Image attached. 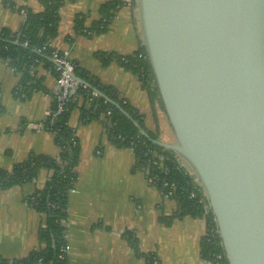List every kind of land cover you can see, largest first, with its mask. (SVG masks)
<instances>
[{"label":"crops","instance_id":"0c3cea01","mask_svg":"<svg viewBox=\"0 0 264 264\" xmlns=\"http://www.w3.org/2000/svg\"><path fill=\"white\" fill-rule=\"evenodd\" d=\"M60 1L52 49L100 85L113 89L119 101L141 116L145 132L174 143L161 104L152 103L138 77L121 65L122 58L144 48L136 3H120L106 30L93 33L90 29L100 20V9L110 0ZM42 11L40 0H0V29L18 32L24 24L22 12ZM76 17L82 18V33L74 29ZM34 73L37 88L29 92L25 86L24 93L21 74L0 60V170L9 172L32 155L58 156L54 136L38 127L52 109L56 76L43 64L35 66ZM77 102L68 120L77 141L78 162L64 222L67 263L144 264L127 239L132 235L138 252L154 255L159 264H211L200 256L204 219L177 217V203L166 198L163 189L150 185L142 170L135 169L133 150L112 144L103 117L82 123L78 107L82 99ZM176 157L196 181L187 163ZM49 177L50 173L42 172L32 182L0 190V258L23 259L37 248L42 216L28 199L45 187Z\"/></svg>","mask_w":264,"mask_h":264},{"label":"water","instance_id":"95a60500","mask_svg":"<svg viewBox=\"0 0 264 264\" xmlns=\"http://www.w3.org/2000/svg\"><path fill=\"white\" fill-rule=\"evenodd\" d=\"M136 5L174 143L151 139L134 126L190 167L227 264H264V0ZM72 78L75 87L90 88Z\"/></svg>","mask_w":264,"mask_h":264},{"label":"trees","instance_id":"16d2710c","mask_svg":"<svg viewBox=\"0 0 264 264\" xmlns=\"http://www.w3.org/2000/svg\"><path fill=\"white\" fill-rule=\"evenodd\" d=\"M120 3L118 0H110L104 4L100 9V20L93 24L90 30L93 33L104 32ZM40 4L43 7V11L37 14L26 13L24 24L18 32L0 29V60L16 73L21 74V91L24 93L25 86L37 88L36 82L34 83L35 78L29 75V70L37 66V62L45 67L52 68V63L49 59L51 50H46L42 53H38L36 50L56 38L59 22L58 11L62 3L60 0H40ZM74 29L76 32H83L82 18H75ZM138 54H142L144 59L138 60ZM100 59L106 63L104 58ZM125 60L126 63L121 62L122 67L138 77L152 103L155 101L160 103L145 49H139L133 56L126 57ZM74 75L90 86V88H78L75 93V96L82 99V104L78 106L81 122L88 123L93 119L103 117L106 122L107 134L113 145L127 148L130 141H136L137 144L133 150L135 169H147L159 178L178 185V189L174 193L175 202L177 203V217L204 218L206 226L216 230L210 210L208 209L207 214L204 216L202 206L189 198L188 192L192 188L194 181L181 168L176 154L166 151L140 136L134 126V122L144 130L141 116L129 107L127 103L119 101L113 89L100 85L98 81L89 77L76 66ZM92 89H96L104 97L117 104L130 119L102 97L94 98ZM77 104V100L70 99L66 105V112L57 116L51 124L45 122V129L54 136L55 143L59 149L56 158L32 155L26 161L15 165L9 172L0 170V190L32 182L42 172L50 173L45 187L28 199L29 205L42 216V227L38 233L37 248L23 259L9 261L0 258V264H68L64 222L67 217L68 192L74 186L76 180L75 167L78 162L77 141L73 130L68 126V120L71 110ZM146 133L151 139H158L157 135ZM73 141L76 143L75 145H73ZM151 152L165 157L163 169L160 170L157 166H153L154 160ZM163 170L166 173H163ZM205 204L207 205L206 202ZM127 236L134 253L143 257L144 264H159L158 259L154 255L140 254L134 237L132 235ZM216 254L223 255V251L217 234H214L212 243L201 241L200 256L206 262H213ZM222 264H227L225 259Z\"/></svg>","mask_w":264,"mask_h":264},{"label":"built area","instance_id":"2783aa9c","mask_svg":"<svg viewBox=\"0 0 264 264\" xmlns=\"http://www.w3.org/2000/svg\"><path fill=\"white\" fill-rule=\"evenodd\" d=\"M123 5L130 6L132 3H136V0H118ZM23 16L25 17L26 13L22 12ZM51 50V54L49 56V59L52 63V71L56 76V83H57V93H55L53 98V109H51L47 115L45 122H48L51 124L55 118L62 113L67 111L66 105L70 101V99H73L74 101H78V97L75 96V92L73 95H71V92L74 90L76 91L74 80L72 78V75H74L75 65L72 63L69 59L66 57H63L59 53H57L54 49H52V45L50 42L46 43L44 46H42L40 49H37L36 51L38 53H42L43 51ZM137 59H144V56L142 54H138ZM122 63H126L125 58L121 59ZM40 64L37 62V65ZM30 77L34 78V68H31L29 70ZM29 92L34 91L33 88H28ZM92 96L98 97L95 93L92 92ZM45 122L42 124H39L38 127H44L45 128ZM76 143L73 141V145ZM137 144L136 141H130L128 143V147L131 150H134L135 145ZM151 156L154 160L152 163L153 166H157L160 170L163 169V162L165 160V157L151 152ZM142 171L145 174L146 181L153 186H156L158 188L163 189L166 198L172 199L175 201L174 193L178 189V185L174 182H168L165 179L159 178L157 175L152 174L147 169H142ZM163 173H166V171L163 170ZM188 196L190 199L195 200L197 204L202 206L204 209V216L208 212V205L205 204L206 199L204 196V193L202 189L199 187L198 183L196 181L193 182V186L188 192ZM207 203V202H206ZM204 219V218H202ZM205 221V219H204ZM214 234H217L216 230L212 229L211 227L206 226L205 222V228L202 233V240L212 243L214 241ZM225 259L224 255L222 254H216L214 255V261L209 262L211 264H222V261Z\"/></svg>","mask_w":264,"mask_h":264}]
</instances>
